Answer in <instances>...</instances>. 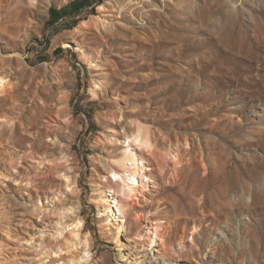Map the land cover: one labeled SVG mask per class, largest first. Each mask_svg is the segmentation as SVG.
I'll list each match as a JSON object with an SVG mask.
<instances>
[{
  "label": "rangeland",
  "instance_id": "rangeland-1",
  "mask_svg": "<svg viewBox=\"0 0 264 264\" xmlns=\"http://www.w3.org/2000/svg\"><path fill=\"white\" fill-rule=\"evenodd\" d=\"M74 1L0 0V264H264V0Z\"/></svg>",
  "mask_w": 264,
  "mask_h": 264
},
{
  "label": "bare ground",
  "instance_id": "bare-ground-1",
  "mask_svg": "<svg viewBox=\"0 0 264 264\" xmlns=\"http://www.w3.org/2000/svg\"><path fill=\"white\" fill-rule=\"evenodd\" d=\"M37 1L38 0H27V5L29 7H35L37 5ZM98 9L99 10L103 9V6H99ZM93 21H94L95 26H97V24L100 23L99 18H93ZM81 24L85 25V22H82ZM5 78H6V74L5 76H2V75L0 76V94L6 92V82L7 81L5 80ZM121 146H122V149L119 155L120 158L119 160L115 162L117 169H112L111 173L113 175L114 181H116L117 183V194H120L119 197L120 198L126 197L130 201L135 202L137 200L138 194H140V192L146 188V184L142 181L140 182V180L143 179L141 172L143 171L144 165L146 163L138 151L145 150V152L147 151V154L152 155L156 149V146L154 142L152 141V139L150 138L148 129H146L141 124L136 125L135 134L131 136H127L125 137V139H123ZM211 173H212V170L210 171L209 175ZM66 178L68 179V177ZM67 181L69 182V180ZM68 184L70 185V182ZM108 212H109L108 215L110 219L109 222L114 228V231H113L114 239L116 241H119L121 232L123 230L122 229L123 227L122 228L119 227L116 221V217L120 213L119 202L114 201V205L110 207ZM72 227H73V233H70L68 237L70 241L66 242L65 244V246L67 247L70 244L73 246L74 243L77 242V240H79V234H80L79 232L82 227L81 219H76L75 221H73ZM87 238H88V234H86L83 238L84 248H86L87 246ZM80 241H82V239H80ZM80 255L82 257H80ZM84 255L85 254L80 253L74 259L77 260V262H80V258L82 259ZM86 256L84 258H86Z\"/></svg>",
  "mask_w": 264,
  "mask_h": 264
},
{
  "label": "trees",
  "instance_id": "trees-1",
  "mask_svg": "<svg viewBox=\"0 0 264 264\" xmlns=\"http://www.w3.org/2000/svg\"><path fill=\"white\" fill-rule=\"evenodd\" d=\"M101 2V0H76L69 7L61 9L58 13L53 12V14H55V20L58 21L62 19L65 22V25H68V27L71 28L77 22L83 20L81 14L86 11V8L90 7L94 3L98 4ZM74 15L78 16L79 19L73 22V24H69L68 20L73 18Z\"/></svg>",
  "mask_w": 264,
  "mask_h": 264
}]
</instances>
